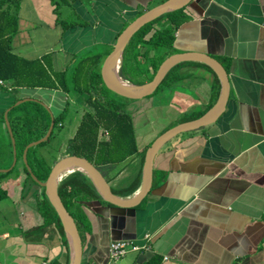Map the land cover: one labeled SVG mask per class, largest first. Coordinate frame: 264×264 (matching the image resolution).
<instances>
[{"label": "crops", "instance_id": "0c3cea01", "mask_svg": "<svg viewBox=\"0 0 264 264\" xmlns=\"http://www.w3.org/2000/svg\"><path fill=\"white\" fill-rule=\"evenodd\" d=\"M153 1L65 0L60 8L55 0H10L18 18L13 53L40 62L53 81L55 74L66 73L71 84L77 64L102 55L101 46L113 48L141 8L148 11ZM185 15L173 54L203 53L224 66L230 82L226 109L216 123L179 135L158 152L151 190L137 206L82 203L81 264H264V0H194ZM186 63L162 90L170 93L169 102L147 97L127 107L137 152L99 168L117 195L139 191L146 151L157 137L201 117L219 100L221 84L215 72L199 62ZM176 87L185 90L173 92ZM79 97L83 103L72 112L78 121L70 139L91 109L88 95L73 89L66 93L61 88L0 85V164L14 161L5 116L13 128L20 115L32 116L38 121L32 123L33 130L39 131L43 121L51 123ZM26 100H33L24 105L36 106V114L16 110V104ZM142 125L146 127L140 130ZM102 137L108 138L107 132ZM39 152L46 160L51 153L66 156L54 144ZM24 166L23 156H17V174L12 175L13 168L0 176V264H69L65 234L56 223L44 224L38 208L43 190L27 179ZM10 211L19 216L18 223L9 220ZM117 240L147 243L151 249L112 262L109 247Z\"/></svg>", "mask_w": 264, "mask_h": 264}, {"label": "trees", "instance_id": "16d2710c", "mask_svg": "<svg viewBox=\"0 0 264 264\" xmlns=\"http://www.w3.org/2000/svg\"><path fill=\"white\" fill-rule=\"evenodd\" d=\"M9 2L10 0H0V80L10 82L15 89L24 87L61 88L66 93L73 89L81 95H88V104L93 109L86 111L76 136L69 142L70 148L66 155L83 157L97 168H100L101 165H114L134 155L137 152V146L131 115L103 98L104 90H108L101 76L103 55L97 54L82 59L73 72L71 84L67 81L66 73L55 74L56 78L53 81L40 62L25 60L13 53L12 41L18 32V18ZM143 13L141 12L140 15ZM186 19L185 8H183L163 15L137 32L123 56L120 74L124 80L135 85H142L151 81L163 61L174 53L176 31ZM185 64L188 63L174 67L157 91L178 78L176 75L174 77L173 73L174 71L176 73L179 67ZM136 78L142 81L139 82ZM26 108L30 114L37 112L36 106L28 109V106L24 107V104L17 106L16 110L24 112ZM65 113L60 115L56 121V126L58 125L59 128L60 124L64 122ZM32 118V116L20 115L18 125L14 127L15 129L12 126L19 160L22 159L27 145L41 139L50 126V121H43V128L34 131L32 123L38 121L33 118L35 121L33 122ZM29 126L30 128H28ZM101 128L107 132L108 138H100L99 131ZM56 137L54 131V140ZM52 139L50 138L47 142L28 151L29 165L36 177L43 182L47 180L52 168L46 163L45 158L38 154V149L50 145ZM24 172L27 179L34 182L25 166ZM34 183L39 186L36 182ZM42 190L43 199L38 202V208L45 221L44 224L56 223L64 235L60 219L50 204L45 189L42 188ZM59 195L77 222L79 230V222L82 219L80 211L83 202L99 200L111 205L102 200L90 179L81 172L72 173L63 179L59 187ZM3 196L4 194L0 195V200ZM52 264L59 263L53 262Z\"/></svg>", "mask_w": 264, "mask_h": 264}, {"label": "water", "instance_id": "95a60500", "mask_svg": "<svg viewBox=\"0 0 264 264\" xmlns=\"http://www.w3.org/2000/svg\"><path fill=\"white\" fill-rule=\"evenodd\" d=\"M193 1L194 0H166L160 5H157L138 16L119 35L113 46L112 52L106 57L101 66V76L106 88L121 97L131 100H142L156 93L168 73L177 65L186 62H199L209 66L218 76L221 84L220 98L208 112L195 120L183 122L168 129L157 137L151 144L145 155L142 185L136 194L129 197H121L115 194L110 186V183L107 181L106 177L99 168H97L89 160L75 155H66L57 160L53 165L47 180L44 182L39 180L33 173L28 163V151L31 148L37 147L49 140L55 125L54 118L52 119L46 134L41 139L28 144L23 152V161L32 180L45 189V194L60 219L70 248L69 264H81L83 245L77 222L69 213L59 195V187L65 177L75 172H81L90 179L95 187V190L103 201L120 208H133L137 206L151 190L154 160L158 152L177 136L187 132L196 131L202 127L216 123L226 109L230 95L228 73L217 59L207 54H172L163 61L154 78L142 85L132 84L129 81L124 80L120 74L125 50L136 33L144 26L162 17L163 15L186 8ZM27 101L33 102V100L21 101L17 103L16 106L24 104ZM5 121L13 146L14 162L12 168L10 169L12 170L17 162L16 140L11 123L8 120V116H5ZM10 170H5V172L7 173Z\"/></svg>", "mask_w": 264, "mask_h": 264}, {"label": "rangeland", "instance_id": "374dc122", "mask_svg": "<svg viewBox=\"0 0 264 264\" xmlns=\"http://www.w3.org/2000/svg\"><path fill=\"white\" fill-rule=\"evenodd\" d=\"M56 2H58L59 3V6H60V8H62L63 7V2L65 1V0H55ZM165 2V1H164ZM158 3V0H156L155 2L153 1L151 4H150V9L151 8H153V7H155V5ZM157 6V5H156ZM141 12H143V11H145V9L143 8H141V10H140ZM129 25V24H128ZM127 27V26H126ZM123 32V31H122ZM112 50H113V48H111V47H109V46H101V47H99V51L102 53V55H103V57L107 54V53H111L112 52ZM109 53V54H110ZM108 54V55H109ZM107 55V56H108ZM106 56V57H107ZM106 57H105V59H106ZM104 59V60H105ZM144 67H145V65H143ZM177 70V69H176ZM175 71H174V73H173V76H175ZM177 74H178V72H177ZM139 78H136V80H138ZM145 81H146V79H144ZM139 82H141L142 80H138ZM180 87V86H179ZM179 87H176V89L173 91V92H184V90L185 89H182V88H179ZM165 88V85L164 86H162V89L161 90H159V91H157L156 93H154L153 95H151V97H149V98H154L155 100H156V103H166V102H169L170 100H171V98H170V93H168V94H164V89ZM163 90V91H162ZM188 94H189V96L191 95V92H189V91H186ZM103 98L104 99H106L107 100V102H112L113 103V105H116V106H119L125 113L127 112L128 113V111H127V107H129L131 104H133L134 102H136V100H131V99H126V98H124V97H121V96H119V95H117V94H115L114 92H112V91H110V90H104V96H103ZM82 103H83V99L82 98H78V100H77V103H76V105L75 106H69V108H68V110L66 111V113L64 114V128L63 129H60L59 127H57V131L55 132V134L57 135V134H60L59 136H58V140H56L55 142H54V138L52 139V142L53 143H51V144H54L55 146H58L59 145V143H62L65 139H68L69 137H71L73 134H74V126L76 125V123H77V121H78V116L77 115H74V114H72V112L74 111V109L76 108V106L78 105V106H81L82 105ZM25 104V103H24ZM26 105H24V107H25ZM91 109H93V108H91ZM16 111V110H15ZM72 117L73 118H76L75 120H73L72 119ZM71 119L73 120V121H71ZM32 121L33 122H35L34 121V119L32 118ZM47 122L49 121V120H46ZM36 124H34V126H35ZM144 127H146V125H142V126H140V130H142ZM28 128H30V126L28 127ZM13 130V129H12ZM57 132H61V133H57ZM135 132V131H134ZM136 136V135H135ZM0 138H1V136H0ZM10 140H11V137H10ZM69 140H70V138H69ZM58 141V142H57ZM57 142V143H56ZM65 143H67V142H65ZM11 144H12V140H11ZM5 148V146H3V149ZM44 148V147H43ZM41 150V148H39L38 149V154L39 155H41V156H43L39 151ZM3 154H4V151L3 150H1L0 151V157L1 156H3ZM45 158V157H44ZM61 157H59L57 154H55V153H51V156H50V159L49 160H46V163H48V165L49 166H53L54 164H55V162L57 161V160H59ZM8 160V159H7ZM13 162L14 161H10L9 163H8V161H7V164H5V165H1L0 164V166H4V167H7V168H0V176H2V175H5V170H10L11 168H12V166H13ZM22 165L19 163V165H18V167H21ZM17 167V168H18ZM17 168L15 169V171L13 172V174L12 175H16L17 173ZM11 175V176H12ZM14 194V191H11V194L10 195H13ZM0 208H1V206H0ZM70 210L74 213V211L70 208ZM15 215V213H13V211H10L9 212V220H11V222L13 223H15V222H17L18 223V221H19V216H14ZM1 218H3V217H1ZM4 220V219H3ZM3 220H2V223H3ZM8 227L9 226H6V230H8ZM10 228H11V230H12V233L14 234V233H16V227L13 225V224H11L10 225Z\"/></svg>", "mask_w": 264, "mask_h": 264}, {"label": "built area", "instance_id": "2783aa9c", "mask_svg": "<svg viewBox=\"0 0 264 264\" xmlns=\"http://www.w3.org/2000/svg\"><path fill=\"white\" fill-rule=\"evenodd\" d=\"M4 82L0 80V85H3ZM147 240L150 241L151 239L147 237ZM151 247L149 244L145 243L143 245H137L132 241H122L117 240L110 243L109 253H110V260L112 262H119L124 259L129 252H143L150 250Z\"/></svg>", "mask_w": 264, "mask_h": 264}, {"label": "flooded vegetation", "instance_id": "af4514ba", "mask_svg": "<svg viewBox=\"0 0 264 264\" xmlns=\"http://www.w3.org/2000/svg\"><path fill=\"white\" fill-rule=\"evenodd\" d=\"M85 115V114H84ZM83 118H84V116H83ZM83 118L81 119V123H82V120H83ZM57 119H58V117H56L55 115H54V121H55V125H54V129H53V132H52V134H51V136H50V138H54V131L56 132L57 131V127H58V125L56 126V121H57ZM81 123H80V125H81ZM51 124V123H50ZM64 123H61L60 124V129H61V127H62V125H63ZM80 125H79V127H80ZM79 127H78V129H79ZM78 129H77V131H78ZM105 132V130H104V128H101L100 129V131H99V135H100V138L102 139L103 137H102V133H104ZM57 133H61V132H57ZM77 133V132H76ZM60 134H57V137L55 138V140H54V142L56 141V140H58L57 138H58V136H59ZM76 136V134L74 135V137ZM73 137V138H74ZM49 138V139H50ZM73 138H71L70 140H67V143H59V145H58V151L59 152H62V153H64L65 155H66V153L69 151V148H70V146H69V142L73 139ZM55 144V143H54ZM18 154V153H17ZM51 168L53 167V166H50Z\"/></svg>", "mask_w": 264, "mask_h": 264}]
</instances>
